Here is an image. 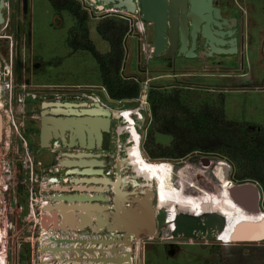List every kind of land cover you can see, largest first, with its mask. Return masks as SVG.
I'll list each match as a JSON object with an SVG mask.
<instances>
[{"label":"rangeland","instance_id":"rangeland-1","mask_svg":"<svg viewBox=\"0 0 264 264\" xmlns=\"http://www.w3.org/2000/svg\"><path fill=\"white\" fill-rule=\"evenodd\" d=\"M5 1L3 14L7 22L0 25V112L3 123V140L0 141V216L3 221L0 222V264H264V240L224 242L174 237L168 226L163 227L161 235L153 240L112 236L91 240L72 234L75 238L73 244L84 246L88 257L77 262L64 259L48 263L43 260L45 251H54L65 241L58 238L60 235H56L58 240L53 241L40 226L42 205L49 194L47 178L54 174L53 168L58 163L57 154L40 146L39 112L43 98L40 92L59 88L36 87L31 80L33 77L34 83L45 86H83L101 84L102 81L94 55L87 50L72 52L67 44L69 29L76 22L70 12L56 11L49 0ZM80 1L86 5L84 0ZM218 1L229 4L224 8L225 14H235L234 8L238 4L242 7L241 12L237 10L241 20L237 54H223L225 56L209 60L169 57L162 53L147 60L140 48V40L128 37L127 43L125 39L126 66L123 72L139 80L147 89L171 85L192 87L190 92L193 94L189 96L197 98L195 93L201 91L203 97L208 94L216 100L223 92L226 117L247 122L255 129L264 126V0H237L238 4L234 3L236 0ZM89 11L90 37L99 51L107 52L110 45L96 28L104 12ZM210 87L219 90H209ZM83 88L74 90V95L69 94V90L61 92L79 99L84 92L92 93L89 88ZM99 96L102 97V93ZM119 106V112H115V119L120 120L115 122L114 163L124 158L122 150L127 135L121 125L127 121L125 116L129 118L126 123L130 127L143 129L142 149L143 132L151 116L149 108L142 112L143 108L138 104L126 108H123L124 104ZM138 109L144 120H140L137 126L134 125L137 115L132 113ZM171 138L155 133L156 141L164 145L169 144ZM111 140L110 137L109 145ZM195 155L198 154L173 162L185 163ZM206 156L226 160L227 163L218 162L232 167L229 176L233 183L238 184L240 191L251 192L254 200L260 202L262 190L258 183L235 178V167L225 157ZM126 171L129 173L128 169ZM113 245L118 249L115 252L110 250ZM101 257L110 259L102 260ZM96 258L98 260L94 262Z\"/></svg>","mask_w":264,"mask_h":264},{"label":"water","instance_id":"water-1","mask_svg":"<svg viewBox=\"0 0 264 264\" xmlns=\"http://www.w3.org/2000/svg\"><path fill=\"white\" fill-rule=\"evenodd\" d=\"M92 1L97 3L96 8L99 11L106 9L104 3L115 10L113 13L123 8L128 12L135 10L133 0ZM191 1L192 11H198V15L190 14L192 34L195 37L196 28L205 23L204 37L209 40L211 46L208 53L202 51L199 57L204 58L205 54L212 56L238 53V38L232 31L228 32L229 39H225V32H221V36L217 38L214 34H218V31L212 34L208 30L211 21L222 26L219 22L223 19L221 9L213 8V0ZM141 2L144 20L153 21L155 24V57L160 56L167 48L169 56L175 55L179 40L180 53H186L188 58L197 56L195 45L191 48L187 46L189 38L183 20L180 23L181 33L176 35L173 32L176 21L170 17L171 30L169 35L165 36V18L151 15L153 5L148 0ZM5 6L6 1L0 0V25L7 22L3 14ZM211 11H214L213 15ZM206 12L210 14L205 15ZM108 14L102 13L101 17ZM223 21L227 23V19ZM231 22L230 26H235L236 19H231ZM98 88L104 91L101 98L104 102L95 101V96L87 94L82 99L56 97L44 99L40 103V146L54 150L58 155L57 173L49 178L51 185L42 205L40 226L45 232L49 231L45 235L53 241L58 238L65 240L59 247L54 248L56 251L70 250L75 240L72 234L88 237L121 231L133 233L138 238L153 240L161 235L163 227L166 226L171 228L173 236H177L174 232L178 231L182 232L184 237L195 239L206 237L204 239L224 242L264 240L263 193L260 194V202L251 201L249 210H244L243 207L246 206L236 201L232 208H239L241 211L243 209L244 212H224L222 209H216L210 201H204V211L202 207L197 214L184 215L179 212L177 215L181 217L176 219L177 215L172 213L171 209L155 208L156 192L145 187L132 173H127L129 166L125 158L118 159L115 168H111L105 157L104 143L106 135H113L116 122L113 106L118 101L110 98L102 86ZM135 120L139 125L140 120L144 119L136 116ZM138 131L141 133L142 128L138 127ZM2 140L3 123L0 112V141ZM231 170L232 167L227 171L226 179H231ZM173 217L177 220L176 224ZM56 235L60 236L57 238Z\"/></svg>","mask_w":264,"mask_h":264},{"label":"trees","instance_id":"trees-1","mask_svg":"<svg viewBox=\"0 0 264 264\" xmlns=\"http://www.w3.org/2000/svg\"><path fill=\"white\" fill-rule=\"evenodd\" d=\"M49 2L56 11H68L75 17L76 22L68 32L67 44L72 52L87 50L94 55L99 64L101 85L110 98L124 104H134L142 91L141 82L122 73L129 21L113 14L98 19L97 31L110 45L107 52H101L90 37V12L80 0ZM190 91L193 88L180 86L149 88L147 105L152 120L146 129L144 153L153 159L177 161L197 153L225 157L235 167V178L258 183L263 193L264 208V126L252 129L247 122L229 120L226 117L223 92L219 93L220 98L216 100L208 94L203 97V92L198 90L195 94L202 97L196 95L197 98H193L189 96L193 94ZM156 132L171 136L170 143L164 145L157 142ZM0 222H3L1 216ZM83 247L73 244L68 252L56 249L45 251L43 260L48 263L64 259L77 262L84 256L88 257ZM110 248L114 249H110L111 252L118 250L114 245ZM96 260L98 258L94 262Z\"/></svg>","mask_w":264,"mask_h":264},{"label":"bare ground","instance_id":"bare-ground-1","mask_svg":"<svg viewBox=\"0 0 264 264\" xmlns=\"http://www.w3.org/2000/svg\"><path fill=\"white\" fill-rule=\"evenodd\" d=\"M85 1L90 7H92L96 14L115 11L111 7V11H107L105 9L104 11L100 12L99 10H96L97 8L94 9L97 3H94L92 0ZM104 5L106 8L110 6L105 3ZM94 98L100 102L102 101L99 96L95 95ZM119 109H114V111L117 113L119 112ZM135 112H133L132 115L135 114ZM139 115H142L140 111ZM114 117L116 118V115ZM116 120H120V118ZM121 127H124V125H121ZM135 133L137 135L134 134V139L137 136H142V134L138 131V128L137 132ZM122 151L125 154H123L124 158L128 162L129 173H132L134 178L140 180V182H142L145 187L151 188L156 192L155 208L157 209H171L172 213L175 212L176 215L179 212L182 214H197L200 212L199 210L202 207L204 211L205 206L203 202L210 201L211 205H213L216 209H222L224 212H244V210H249L248 207L252 204L251 201L254 200V195L251 192L244 191V193H241L238 184L233 183V181H231L229 178L226 179L227 171L230 168L226 167L225 165L223 166L218 161L196 158L192 163H185L177 170L165 168L163 172L154 174L153 167L144 161V158L139 155L138 149L123 148ZM236 201L246 206L243 207L244 210L242 208V211L239 208H232ZM179 216L181 217V215H177L176 219L180 218ZM173 220L174 224H176L177 220H175V218ZM46 233H49V231ZM181 233L182 232L178 231L174 232V234L177 235L174 237L183 236ZM110 236L119 239H142L136 237L133 233L115 231L105 234H98V236L91 235L88 237H80L94 240L93 237L100 239Z\"/></svg>","mask_w":264,"mask_h":264},{"label":"flooded vegetation","instance_id":"flooded-vegetation-1","mask_svg":"<svg viewBox=\"0 0 264 264\" xmlns=\"http://www.w3.org/2000/svg\"><path fill=\"white\" fill-rule=\"evenodd\" d=\"M208 1V0H206ZM141 2V0H140ZM148 2H150L153 5V10L151 11V15L157 17L158 15L162 18H165L164 21V25L165 27L163 28V33L165 34V36L169 35L171 27L169 25V21H170V17H172V19H174L176 21V27H174V33L176 35H180L181 33V22L183 20V22H185V26H186V30H187V36L189 38V42L187 43V46L189 48H191L193 45H195V53L197 54V56L193 57V58H200V59H213L215 57H220V56H225V55H212V56H207V54H205L204 58L199 57V54L203 51L205 53H208L211 50V46L209 43V40L204 37V27L203 25L205 23H202L199 28H196L195 30V37L193 36L192 32H193V26H192V18L190 16V14L195 13L196 15H198V11H192V1L191 0H148ZM234 3L238 4V1H234ZM142 4V2H141ZM95 6V5H94ZM142 6V5H141ZM213 8L215 7H219L221 9V15L223 17V19H227V23H225V21L220 20L219 22L222 23V26H218L217 24H215L214 21H211L209 23L208 26V30L214 34V32L218 31V34H214L215 36H217V38H219L221 35V32H225L226 36H224L225 39H229L227 38L228 32L232 31L234 33V35L238 38V33L240 31V24H241V20H240V16H239V12L237 10H242V7L238 4L237 8H234L235 14H225L224 13V8L229 7V4L225 3V2H219L218 0H213L212 3ZM96 7V6H95ZM108 8H111V6H108ZM97 10V9H96ZM112 10V8H111ZM241 12V11H240ZM211 15L214 14V11L210 12ZM208 12L205 13V15L210 14ZM144 18V15H143ZM235 18L236 19V24L235 26L231 27L230 24H232L231 19ZM145 28H146V33L150 36L154 37L155 34V24L153 21H145ZM169 45V44H168ZM239 45V42H238ZM181 50V43L179 40V45L177 46L176 50H175V55L173 56H169L168 55V48L165 52L167 56L169 57H174V56H186V53H180ZM237 54V53H236ZM188 58V57H187ZM177 85H171L169 87H175ZM168 87V88H169ZM196 87V86H195ZM192 88V87H190ZM45 90V89H44ZM49 90V91H47ZM46 92H40L41 95H43L42 100L44 99H50V98H56V97H62L63 99H67L69 98L68 95L72 94V93H65V92H58V90L56 89H47ZM82 94V93H81ZM74 95V94H72ZM76 98V97H74ZM71 99V98H70ZM78 99V98H76ZM41 100V101H42ZM116 126V125H115ZM113 139V138H112ZM114 153L112 154H108L106 155V159L109 162V165L111 166V168H115V165L117 163H114Z\"/></svg>","mask_w":264,"mask_h":264},{"label":"crops","instance_id":"crops-1","mask_svg":"<svg viewBox=\"0 0 264 264\" xmlns=\"http://www.w3.org/2000/svg\"><path fill=\"white\" fill-rule=\"evenodd\" d=\"M108 9V7L106 8V10ZM107 11H111V8H109ZM31 84H33V85H35L36 87H52V86H54V87H57V88H59V89H56V90H58L59 92H61V91H70V93H72L74 90H79V89H82L83 87V89H88L89 88V90H92V93H90V94H92V95H96V96H99L100 95V93H102V97L104 96V91H103V89H101V88H98L99 86H102L100 83L99 84H88V85H83V86H81V85H77V86H71V85H55V84H50V85H38V84H36V83H34V80H33V77H32V80H31ZM103 88H104V86H102ZM53 88V87H52ZM264 88V87H263ZM105 89V88H104ZM211 89H213V90H219L218 88H214V87H210L209 88V90H211ZM68 91V92H69ZM100 98H102L101 96H99ZM70 98H72V97H69V99ZM114 108H119V104L118 105H115L114 106ZM137 112H138V114H137ZM135 114L138 116L139 115V110H137L136 112H135ZM126 115H127V113H126ZM134 116V115H133ZM139 116H143V114L142 115H139ZM136 117V116H135ZM134 117V118H135ZM125 118H127L126 120L128 121L129 120V118L127 117V116H125ZM125 120V119H124ZM127 121H125V126L124 127H121L122 128V130H123V133L124 134H126L127 136H126V140H125V145H124V149H138V151H139V155L142 157V158H144V161L146 162V163H148L150 166H152L153 167V170H154V174H158V173H160V172H163L164 171V169L165 168H170V169H179L182 165H184L185 163H192L196 158H200V159H206V160H211V161H219L218 159H212L211 157H207L206 155H202V154H198V155H195V156H193L192 158H190L189 160H188V162H185V163H175V162H173V160L171 159V160H162V159H157V160H154V159H149V158H147L146 156H143L144 155V153H143V150H142V148H141V144H142V140H143V136H137L135 139L133 138L134 137V134H136L135 132H137V128L138 127H130V124L129 123H126ZM137 125V123H136V120H135V123H134V125ZM133 125V126H134ZM115 125H114V127H113V134L114 135H116L115 133ZM137 135V134H136ZM115 138L116 137H114L112 140H111V144L109 145V140H110V135H106L105 136V143H104V148H105V150H106V155H108V153H110V154H112L113 155V153H114V155H115V145H114V142H115ZM142 138V139H141ZM107 144H108V148H107ZM123 152V151H122ZM124 154V153H123ZM125 155V154H124ZM56 165V164H55ZM54 165V166H55ZM53 172H54V174H52V175H50V176H48V180H47V183H48V186H50L51 184L49 183V178L51 177V176H53V175H56L55 173H57V169H56V167H54L53 168ZM241 193H244V191H241Z\"/></svg>","mask_w":264,"mask_h":264},{"label":"built area","instance_id":"built-area-1","mask_svg":"<svg viewBox=\"0 0 264 264\" xmlns=\"http://www.w3.org/2000/svg\"><path fill=\"white\" fill-rule=\"evenodd\" d=\"M133 2H134V8H135L134 12H128L126 10V8H123L121 10L116 11L117 13H113L114 11L108 12V13L109 14H113V15H117V16L122 17V18H124V19L129 21V31H128L127 36H126V43H127L128 37H136V38H138L140 40V48H142V50H144V53L146 54L147 60H150V59L154 58V56H155L154 37L150 36V35H148L146 33L145 20L143 18V13H142V7H141L140 0H133ZM84 3L86 4V5H84L85 7L88 6V4L86 3L85 0H84ZM86 8L87 9L90 8L89 10L93 11L92 7H86ZM125 66H126V64L124 62L123 69H122L123 75H124L123 70H124ZM148 90L149 89H147L146 86L143 87V85H142V91H141V94H140V97H139L140 100L138 99L134 104H124V103H122V101H118L117 104H114V106L118 105V104H124L125 107H123V108H126V107H129V106H132V105L141 104L142 108H143L141 111L143 112L144 110H146V108H148V105H147L148 104V101H147ZM87 94L88 93L84 92L82 94V98L85 97ZM82 98H80V99H82ZM95 101H98V100H95ZM101 102H104V99H102ZM114 106H113V108H114ZM117 109H119V108H117ZM150 115H151V113H150ZM141 118H143V116ZM151 120H152V117L150 116V119H148V126L150 125ZM143 133H144V136H145L146 135V131L143 132ZM111 137L114 138L115 135L113 134ZM51 151H54V150H51Z\"/></svg>","mask_w":264,"mask_h":264},{"label":"clouds","instance_id":"clouds-1","mask_svg":"<svg viewBox=\"0 0 264 264\" xmlns=\"http://www.w3.org/2000/svg\"><path fill=\"white\" fill-rule=\"evenodd\" d=\"M141 110H142V109H141ZM141 139H142V138H141ZM143 153H144V151H143ZM144 155H145V156H147L145 153H144ZM147 158H149V159H150V157H147ZM218 160H221V161H223V162L227 163V162H226V160H223L222 158H220V159H218Z\"/></svg>","mask_w":264,"mask_h":264}]
</instances>
